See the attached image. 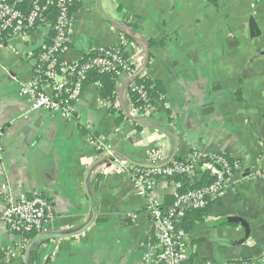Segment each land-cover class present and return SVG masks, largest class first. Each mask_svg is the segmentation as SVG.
Listing matches in <instances>:
<instances>
[{"label":"crops","instance_id":"obj_1","mask_svg":"<svg viewBox=\"0 0 264 264\" xmlns=\"http://www.w3.org/2000/svg\"><path fill=\"white\" fill-rule=\"evenodd\" d=\"M122 30L135 39L130 54L138 57L140 73L166 89L167 105L156 106L142 125L127 116L132 102L125 79L117 91L127 116L121 126L97 85L85 86L72 120L33 111L20 93L35 66L34 52L24 49L37 45L47 29L0 43V264H30L34 252L35 264H144L155 248L150 200L134 194L128 173L104 175L102 169L112 157L148 166L152 149H161L168 164L194 150L240 164L234 190L211 203L206 222L186 233L184 264H264V180L257 177L264 172V0H82L65 61L122 45ZM81 127L114 156L100 155ZM205 172L188 175L190 184ZM4 186L18 198L44 195L53 204L46 237H35L29 255L8 252L21 237L1 219ZM176 191L174 182L158 180L161 202ZM232 217L245 220L250 235L227 221Z\"/></svg>","mask_w":264,"mask_h":264},{"label":"built area","instance_id":"obj_2","mask_svg":"<svg viewBox=\"0 0 264 264\" xmlns=\"http://www.w3.org/2000/svg\"><path fill=\"white\" fill-rule=\"evenodd\" d=\"M11 1L0 0V43L5 39L4 33L11 35L8 40L27 39L38 29H43L38 23L42 21L47 11L46 5L41 6L37 0H29L33 5L25 13L16 8ZM72 1H57L60 12L54 44L47 53L35 58L34 76L21 86V95L30 100L33 111L50 110L64 120H72L76 113V103L85 88L87 73L89 71L110 73L115 75L118 85L125 79L129 83L128 92L138 94L140 100L144 102L141 106H135L132 103L128 116L142 121L152 118L156 107L148 102L146 93L136 82V78L141 74L138 57L130 54L135 45L127 41L125 34L122 33V45L100 48L95 56L85 61L68 63L64 60L58 63L54 58L56 53H64L66 51L64 46L71 41L72 19L68 12V5ZM39 63L47 64V71L43 76ZM37 66L39 68L35 74ZM68 74L77 75L76 80L70 81ZM70 85L72 87L67 88ZM164 105L166 106L167 103ZM119 132L120 130L116 129V133ZM92 141L97 149H102L100 142L94 141L93 138ZM147 162L148 166L143 167L115 159L105 164L102 170L104 175L108 171L113 172L114 169L128 173L134 194L150 200L151 240L155 243V248H149L145 253L144 264H184L183 251L187 234L184 230L176 228V219L187 209H206L226 192L234 190L233 175L240 169V164L238 161H230L223 154L209 155L199 150H194L185 160L166 164V158L161 149H152L148 153ZM199 168H204L211 173L215 177L214 182L202 189L182 194L172 205L164 207V202L156 197L158 180L170 179L176 175L188 176ZM257 177L264 180V172L258 173ZM4 190L7 207L1 219L12 233L21 237V241L15 247L8 249L10 256L15 258L20 253L33 251L34 238H31V234H35L36 237L44 232L46 223L54 217V207L49 199L40 195L18 198L6 186Z\"/></svg>","mask_w":264,"mask_h":264},{"label":"trees","instance_id":"obj_3","mask_svg":"<svg viewBox=\"0 0 264 264\" xmlns=\"http://www.w3.org/2000/svg\"><path fill=\"white\" fill-rule=\"evenodd\" d=\"M38 3L41 6L46 5L47 6V11L43 15L42 21L38 23V25H41L43 28L47 29V38L45 41V44L39 48L37 51L34 52L35 58L39 57L40 55L47 53L48 50L52 47L54 44L57 31L56 27L58 24V16L60 9L58 7V0H37ZM212 4H217L218 0H208ZM16 8L22 10L23 12H28V9L32 7V2L29 0H23V1H11ZM51 2V3H48ZM48 3V4H47ZM82 7V0H73L71 3L68 5V12L71 16L78 12ZM124 31V30H122ZM125 32V38L127 39L128 42H134L135 39L134 37L129 34L128 32ZM124 34V33H123ZM11 35L9 33H4L3 37L9 38ZM7 40V39H6ZM70 44V43H69ZM66 44L65 47V52L64 53H56L54 58L57 59L58 63H61L64 61L65 54L67 50L69 49L70 45ZM150 44H152L150 42ZM97 51L91 52L87 55L84 56V58L81 61L87 60L89 57H93L96 55ZM151 59V56L148 60V63ZM38 66L40 67V72L41 75L43 76L44 73L47 71V64L39 63ZM35 67V74L36 70L39 67ZM68 78L70 81H75L77 78V75L75 74H68ZM137 84L143 89V91L147 95L148 102L152 106H162L165 103H167V98H166V89L164 85L157 80H153L151 77H149L146 74H140L136 78ZM97 85L98 90H99V97L104 103L110 104V109L109 113L112 117L115 118L116 124L118 126H121L124 121L127 120L126 116V111L124 108H122L120 105L117 103V91H118V82L115 78V75L110 74V73H99L98 71H89L87 73V79L84 82V86L86 85ZM72 85H70L67 88H71ZM128 91H129V85H128ZM130 98L131 102L135 106H141L144 102L140 100V97L136 93H130ZM64 97H66V93H64ZM117 103V105H116ZM138 128H141L140 125L137 126ZM82 132L84 135H90L93 139L97 140V134H92L90 133L87 129L81 127ZM232 161L231 159H229ZM137 166V165H136ZM169 181L174 182L177 185V191L175 195H171L166 197L164 201V207H168L174 203L176 198L182 194H185L189 191L193 190H198L202 189L204 187H207L211 185L215 177L211 175L208 171L205 172L204 176L201 177V179L195 184L191 185L188 179L187 175H176L173 178L168 179ZM31 197V196H30ZM42 197H45L42 195ZM207 220V214L205 209H187L183 211L178 218L176 219L175 225L177 229L184 230L186 233L191 231L196 225L198 224H203ZM31 238H35V234H31ZM37 253L34 252L29 258L30 264H35L37 257ZM191 261V259L189 260ZM238 264H251L249 261H239V262H234Z\"/></svg>","mask_w":264,"mask_h":264},{"label":"water","instance_id":"obj_4","mask_svg":"<svg viewBox=\"0 0 264 264\" xmlns=\"http://www.w3.org/2000/svg\"><path fill=\"white\" fill-rule=\"evenodd\" d=\"M250 26H251V29L253 30L254 24H253L252 21H251ZM255 31H256V29H255ZM46 38H47V35L37 45L30 46V47H25L24 50L26 52H35V51H37L39 48H41L45 44ZM130 119L132 121H135L138 124H141V125L143 124V122L141 120H137V119H134V118H130ZM99 154L100 155L103 154L105 157H110V155L114 156V153H108V152L104 153L103 150L99 151ZM111 160L114 161V158L112 157ZM166 164H168V163H166ZM143 167H147V166H143ZM227 221L241 225L246 230L247 236L250 235V225L245 220L240 219V218H236V217H232V218L227 219ZM44 237H46V236L40 234L36 238H44ZM36 238H34L32 240V248H33V244L35 243V240L37 241ZM31 252H32V250L28 251L27 255H29Z\"/></svg>","mask_w":264,"mask_h":264},{"label":"bare ground","instance_id":"obj_5","mask_svg":"<svg viewBox=\"0 0 264 264\" xmlns=\"http://www.w3.org/2000/svg\"><path fill=\"white\" fill-rule=\"evenodd\" d=\"M127 116H128V114H127ZM129 117V116H128ZM130 118V117H129ZM137 119V118H136Z\"/></svg>","mask_w":264,"mask_h":264}]
</instances>
